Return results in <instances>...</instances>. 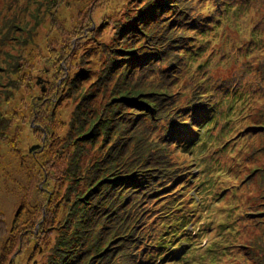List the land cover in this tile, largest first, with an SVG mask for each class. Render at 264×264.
Returning a JSON list of instances; mask_svg holds the SVG:
<instances>
[{"label": "rangeland", "instance_id": "374dc122", "mask_svg": "<svg viewBox=\"0 0 264 264\" xmlns=\"http://www.w3.org/2000/svg\"><path fill=\"white\" fill-rule=\"evenodd\" d=\"M158 1L178 0H0V264H77L74 249L84 241L100 209L98 196H89L109 179L124 138L133 134L122 122L136 102L127 98L134 93L129 91L134 87L131 74L139 79L141 72L131 68L132 61H124L125 50L146 43L145 32L157 29L158 20L147 21L145 31L140 19ZM237 5L242 12L245 4L240 0ZM244 13L252 20L247 32L255 26L263 30L259 23L264 16L262 0ZM173 17V11L166 10L160 19L167 25ZM229 33L238 39L249 37L232 28ZM263 59L264 51L256 61L260 68ZM201 60L188 65L182 86L196 81L194 73L205 78V86L210 74L223 80L233 77L235 71L205 63L197 70ZM40 77L44 81L38 85ZM252 108L253 124L234 119L239 114L235 107L232 120L224 114L210 132L211 143L225 147L221 128L228 137L251 128L254 141H248L244 156L249 162L243 172L237 170V159L220 153L214 162L218 157L210 154L215 147L197 149L189 156L176 153L194 174L192 180L201 178L196 185L205 184L193 193L201 190L209 210L203 213L205 236L198 239L203 246L218 244L225 232L223 224L236 218L240 205L234 196L219 205L215 198L225 187L250 182V190L246 185L245 190L239 189L249 213L248 233L242 230L238 254L229 259L237 257V264L245 262V254L247 264L264 261V88ZM223 170L228 172L220 176ZM229 247L230 243L220 246L219 251L225 254Z\"/></svg>", "mask_w": 264, "mask_h": 264}, {"label": "trees", "instance_id": "16d2710c", "mask_svg": "<svg viewBox=\"0 0 264 264\" xmlns=\"http://www.w3.org/2000/svg\"><path fill=\"white\" fill-rule=\"evenodd\" d=\"M231 1L234 0H178L164 4L158 1L149 7L148 13L142 14L143 30L146 31L147 21L151 19L158 20V27L145 32L146 43L125 50L127 59L124 61L128 64L132 61L131 68H140L141 72L139 79L135 78L134 72L131 74L134 87L129 91L134 93L129 97L128 91L127 98L133 97L136 102H132L131 110L124 113L122 122L133 134L128 133L129 136L124 138L122 151L116 153L117 160L111 164L109 179L102 188L96 186L89 196H98L100 209L93 215L94 222L88 225L84 241L74 249L77 264H198V260L205 264H237V257L229 259L238 254L242 230L246 235L248 233L249 213V207L243 204L245 194L239 189L245 190L246 185L250 190V182L242 180L237 186L225 187L214 200L219 205L234 196L240 204L236 218L223 224L225 232L218 244L226 247L230 243V247L222 254L218 244L209 242L203 246L198 241L205 236L203 213H209V210L204 207V198L201 197L200 203L189 195L192 187L190 179L185 176L189 166L176 154L189 156L191 151L215 147L210 156L215 158L220 153L225 158L237 159L239 173L249 162L245 153L248 141H254L251 128L237 130L229 137L221 128L220 133L228 146L215 144L216 141L211 143L210 132L222 121L227 107V119L232 120L233 108L237 107L239 114L234 119L241 117V121L249 122L248 125L252 122L254 99L264 88V59L262 68L256 64L259 54L264 51V37L262 42L252 43L247 37L238 39L229 33L230 28L241 35L242 30L249 33L246 27H250L252 21L244 17L245 13L238 15V22L228 17L231 9L224 12L223 7ZM159 10L161 15L166 10L173 11L174 17L169 24L161 21ZM232 22L238 27L234 28ZM226 33L232 39L227 38ZM199 39L204 43L198 44ZM216 39L218 42L213 46ZM239 41L241 48L237 52L240 57L235 61L237 68L232 78L223 80L210 74L209 85L205 86V78L194 73L191 75L196 81L191 80L190 84L182 86L188 65L196 64L193 58L210 57L208 65L215 69L226 66L230 61L228 49L237 47ZM201 78L203 84L198 82ZM136 87L144 92L135 90ZM222 93L232 101L234 98L229 94H236L233 107L228 106ZM188 95L187 103L183 104ZM140 96L141 99H136ZM213 99L219 103H214ZM214 105L219 116L212 110ZM204 133L207 137L201 136ZM227 172L219 171L220 176ZM239 173L234 178L237 179ZM200 184L205 185L204 181ZM201 194L200 191L196 196ZM212 195L214 193L209 192V196ZM194 223L198 229L195 233L192 232L194 228L190 229ZM68 253L71 256L70 251L65 254ZM248 261L249 255L245 254L242 264Z\"/></svg>", "mask_w": 264, "mask_h": 264}, {"label": "water", "instance_id": "95a60500", "mask_svg": "<svg viewBox=\"0 0 264 264\" xmlns=\"http://www.w3.org/2000/svg\"><path fill=\"white\" fill-rule=\"evenodd\" d=\"M43 81H44V80L40 77V78H38V80H37V84L40 85ZM43 88H44V87H43ZM42 90H43V92L45 91L44 89H42ZM37 147H38V145L32 146V148L30 149V152L35 151V149H36Z\"/></svg>", "mask_w": 264, "mask_h": 264}]
</instances>
